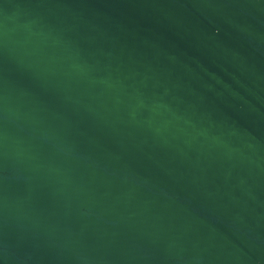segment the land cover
Returning <instances> with one entry per match:
<instances>
[{
  "label": "water",
  "instance_id": "1",
  "mask_svg": "<svg viewBox=\"0 0 264 264\" xmlns=\"http://www.w3.org/2000/svg\"><path fill=\"white\" fill-rule=\"evenodd\" d=\"M0 264H264V0H0Z\"/></svg>",
  "mask_w": 264,
  "mask_h": 264
}]
</instances>
